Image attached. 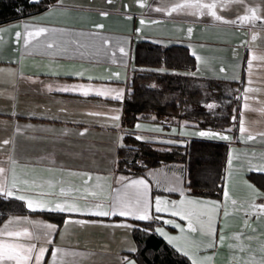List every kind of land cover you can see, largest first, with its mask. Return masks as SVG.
<instances>
[{
    "label": "crops",
    "instance_id": "0c3cea01",
    "mask_svg": "<svg viewBox=\"0 0 264 264\" xmlns=\"http://www.w3.org/2000/svg\"><path fill=\"white\" fill-rule=\"evenodd\" d=\"M209 1L230 4L225 11L248 6L259 18L251 29L264 27V0ZM171 3L57 0L42 11L0 23V191L24 196L26 207L31 200L37 209L27 207L30 212L6 216L0 223V244L44 247L40 264H120L135 248L134 220H141L137 216L145 213H94L112 210L117 199L134 203L140 192L146 193V214L159 219L155 233L192 264H264V210L254 207L264 205V191L247 177L249 171L264 168L261 84H254L255 95L246 111L251 112L253 138L249 143L238 139L234 144L253 148L250 164L247 167L246 159L236 153L230 170L232 143L227 141L219 198L189 192L182 162L162 163L132 176L115 169L116 149L125 132L121 99L130 89L135 41L148 39L166 45L186 40L182 44L194 54L196 66L201 64L205 76L238 80L244 69L242 61L225 50L227 42L222 40L236 39L238 33L224 18L198 15L197 21L208 26L194 29L188 24H195V19L174 13ZM40 28L47 31L29 35ZM263 40L264 35L258 34L254 41ZM193 42L198 51L190 48ZM85 91L89 94L83 95ZM97 92L103 95H95ZM240 111L238 103L234 135ZM193 129L198 128L184 119L168 126L140 119L132 128L142 139L165 143L199 136ZM139 180L146 187L131 183ZM152 188L172 194L154 193ZM157 199L168 211H155ZM57 204H72L79 211L61 212L60 224L35 213L44 211L40 207L50 209ZM174 211L182 215H173ZM185 212L192 213L189 219L183 218ZM44 225L55 227L46 229ZM8 231L29 235L7 236ZM36 254L34 251L29 261L5 259L0 263L35 264Z\"/></svg>",
    "mask_w": 264,
    "mask_h": 264
},
{
    "label": "trees",
    "instance_id": "16d2710c",
    "mask_svg": "<svg viewBox=\"0 0 264 264\" xmlns=\"http://www.w3.org/2000/svg\"><path fill=\"white\" fill-rule=\"evenodd\" d=\"M57 0H0V23L42 11ZM130 89L121 99V126L125 132L116 149L115 169L125 175H140L152 166L182 162L185 185L191 193L219 198L228 153L226 140L190 137L182 143L142 139L132 130L138 120H187L199 129L235 133L236 112L241 84L239 80L188 74L173 70H193L196 58L182 43H161L139 39L132 45ZM215 105L209 108L208 105ZM177 119V120H175ZM247 177L264 191V172L249 171ZM152 192L172 194L152 188ZM30 212L25 203L0 191V223L9 214ZM34 212V211H33ZM60 224L64 214L35 211ZM131 235L135 248L127 254L138 264H192L153 230L159 219L134 220Z\"/></svg>",
    "mask_w": 264,
    "mask_h": 264
},
{
    "label": "rangeland",
    "instance_id": "374dc122",
    "mask_svg": "<svg viewBox=\"0 0 264 264\" xmlns=\"http://www.w3.org/2000/svg\"><path fill=\"white\" fill-rule=\"evenodd\" d=\"M199 2V4H214V8H196V7H181L178 8V5H185V4H195ZM236 3V0H234V4ZM173 5L172 10L174 13L178 15H190V18L195 19V24L191 25L188 24V26L194 27V29H197L198 27H204L208 26L206 23H199L197 21L198 15L201 17H212L215 18L216 16L222 17L226 20L227 24L232 28L235 29L238 33V36L236 39H230L234 40L232 43L230 40L225 41L227 42L224 47L225 50L230 52L233 56V59L237 58L240 61H242L243 70L238 74L237 79L239 80L241 84L240 94H239V105L242 109L240 111V119L238 122L237 127V133L236 135H232V133H221V135L227 136L228 139L226 141H229L232 143L229 149V164H230V170L233 169L234 166V158L235 154L239 153V158L246 159V166L248 167L250 164L251 158L249 155L254 152L253 148L250 149V147H238L235 144L236 140L239 139V141L249 143V136L252 137V127L250 122V116L251 112H246L248 108H251L250 101L252 100L255 93H253V86L254 84H261L262 87L259 89L262 90L261 95L264 96V72L260 71V69L264 70V40L261 43L255 42V38L258 36V34L264 35V27L261 29H254L252 26H257V23L259 21V18L257 15L252 11V8L246 6V8L238 9V7L234 10L228 9V11H225L224 8H229L231 5L228 3L222 4L218 3L216 1H209V0H172ZM175 9V10H174ZM259 11H262L259 9ZM215 12L216 16H213L212 13ZM208 19V18H206ZM264 26V24L262 23ZM235 27V28H233ZM219 28V27H218ZM222 28V27H221ZM213 30V29H212ZM241 38V39H240ZM186 41V40H185ZM183 41V42H185ZM182 42V43H183ZM192 41H189V44H191ZM230 42V43H228ZM190 48L193 50L195 49L198 51L197 44L192 43L190 45ZM232 59V60H233ZM243 59V60H242ZM250 65V66H249ZM201 69H204L201 64L200 66H196L194 70H173V71H180L188 74H195V75H204V71L202 72ZM206 75V74H205ZM243 127L245 131L241 132L240 129ZM194 135H197L201 131H208L212 133L214 132L210 129L207 130H201V129H193ZM212 138H218V137H212ZM257 153V152H256ZM251 156V155H250ZM3 264V263H0ZM11 264V263H7ZM120 264H137V262L133 258H124L122 263Z\"/></svg>",
    "mask_w": 264,
    "mask_h": 264
},
{
    "label": "snow or ice",
    "instance_id": "6c2138e0",
    "mask_svg": "<svg viewBox=\"0 0 264 264\" xmlns=\"http://www.w3.org/2000/svg\"><path fill=\"white\" fill-rule=\"evenodd\" d=\"M177 7L178 8L196 7V8H209V9H211V8H214L215 5L214 4L201 5V4H199V2H197L195 4L178 5ZM157 10L162 11V9H157ZM212 15L216 16L215 12H213ZM216 18L220 19V17H218V16H216ZM141 23H143V21H141ZM45 31H47V29L40 28L35 33H29V35L30 36L31 35H39L40 33L45 32ZM121 51H123V49H121ZM69 90H75V89H60V91H69ZM88 94L89 93L87 91L83 92V95H88ZM94 94L95 95H103V93H100V92H97ZM115 98L120 99V96L117 95ZM208 107L213 108V107H215V105L210 104V105H208ZM113 119H119V117H113ZM137 127H140V125H137ZM240 131L243 132V131H245V129L243 127H241ZM197 135H199L200 137H218L221 140L228 139L227 136L221 135L220 133H212V132H208V131H201ZM252 138L253 137L249 136V139H252ZM137 139H139V137H137ZM5 143H7V141H5ZM259 170L264 171V168H260ZM2 171L3 170L0 169V172H2ZM131 183L133 185H143L146 187V182L143 180L132 181ZM5 194L11 196L12 192L5 190ZM19 199L24 200L25 197L20 196ZM155 203H156L155 211L157 213L168 211L167 208L161 207L162 202L159 199H157ZM27 207L29 209H32V210H37L36 208H33V202L31 200H29L27 202ZM38 207H39V205H38ZM254 207H258L261 210H264V205H259V206L254 205ZM40 210L55 211V212H69V213L79 211V209L72 204H66L64 206L57 204L55 207L50 208V209L40 207ZM147 211H148V207H147V202H146V193L138 192L136 197H135L134 203L130 204L127 201L117 199L115 204L112 206V210H110V211H99V212H96L94 214L100 215V216L117 215V214H119L120 216H129V215H136V213H138V212H144L145 213L144 215H139V216H137V218L141 219V220H147V219H150V217L146 214ZM172 214L176 215V216L182 215V213L180 211H174ZM191 214H192L191 212H185L183 214V218L189 219V216ZM167 223H172V221H167ZM44 227L46 229H52L55 226L44 225ZM193 230H195V229H193ZM5 234L7 236L29 235L26 231L24 233L8 231ZM161 234L163 235V232H161ZM48 235H49L48 232L44 233L45 238H47ZM36 239H39V237H36ZM34 251L37 253L35 256V264H40V259L46 251V249L44 247H40L39 249H37L35 243L30 244L28 246L0 244V261L5 260V259L17 260V261H19V260L29 261V260L33 259L32 253Z\"/></svg>",
    "mask_w": 264,
    "mask_h": 264
}]
</instances>
